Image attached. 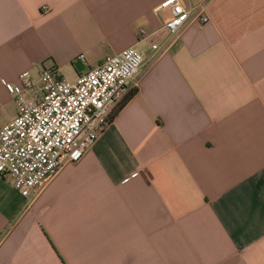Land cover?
Listing matches in <instances>:
<instances>
[{"label":"crops","instance_id":"crops-1","mask_svg":"<svg viewBox=\"0 0 264 264\" xmlns=\"http://www.w3.org/2000/svg\"><path fill=\"white\" fill-rule=\"evenodd\" d=\"M162 1L0 0V125L23 71L74 80L130 46L146 59L103 134L35 199L0 176V264H264V0H180L210 21L156 56L139 30L170 19Z\"/></svg>","mask_w":264,"mask_h":264},{"label":"built area","instance_id":"built-area-1","mask_svg":"<svg viewBox=\"0 0 264 264\" xmlns=\"http://www.w3.org/2000/svg\"><path fill=\"white\" fill-rule=\"evenodd\" d=\"M159 9L171 13L161 29L152 33L139 30L156 56L169 51L187 23L210 21L203 1L185 7L180 0H164ZM167 34L174 38L165 47L154 40L156 35ZM78 59L84 61V55ZM145 60L139 49L130 46L74 80L62 77L48 64L37 76L23 71L19 83L5 82L17 114L0 125V176L9 177L30 202L35 199L47 182L65 165L79 162L103 134L111 123L113 107L128 95L129 81Z\"/></svg>","mask_w":264,"mask_h":264},{"label":"trees","instance_id":"trees-1","mask_svg":"<svg viewBox=\"0 0 264 264\" xmlns=\"http://www.w3.org/2000/svg\"><path fill=\"white\" fill-rule=\"evenodd\" d=\"M133 94H134V92H129L128 93V95L123 99V101H121V103H120V105H119V107L112 113V115H111V121H112V119H113V117H114V115L116 114V112L120 109V108H122L123 106H124V104L133 96Z\"/></svg>","mask_w":264,"mask_h":264}]
</instances>
